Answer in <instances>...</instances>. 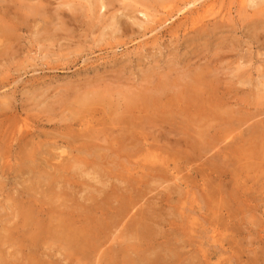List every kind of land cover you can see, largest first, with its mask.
Listing matches in <instances>:
<instances>
[{"label":"rangeland","instance_id":"1","mask_svg":"<svg viewBox=\"0 0 264 264\" xmlns=\"http://www.w3.org/2000/svg\"><path fill=\"white\" fill-rule=\"evenodd\" d=\"M187 1L103 0L99 12V0H0V235L11 232L0 264H108L102 252L76 260L53 241L34 251L18 216L33 197L58 213L60 201L91 196L101 185L86 173L110 174L113 189L134 192L130 216L151 211L156 264L169 261V250L174 264H264V138L257 148L250 136L253 171L237 183L238 168L223 164L235 158L241 131L264 129V5L217 0L216 13L199 23L204 0ZM212 104L225 120L210 128L203 115ZM119 118L133 124L121 127ZM184 137L203 142L201 160L186 159ZM30 153L41 168L35 175ZM213 156L223 161L218 168ZM66 162L67 172L59 168ZM59 172L63 186L51 185Z\"/></svg>","mask_w":264,"mask_h":264},{"label":"bare ground","instance_id":"2","mask_svg":"<svg viewBox=\"0 0 264 264\" xmlns=\"http://www.w3.org/2000/svg\"><path fill=\"white\" fill-rule=\"evenodd\" d=\"M141 1L147 2V0H141ZM200 1H202V0H188L186 5L191 7L192 5L194 6L196 3L200 2ZM216 1L217 0H204L202 5H200V7H199L200 9L198 11L196 10L197 15H196L195 21L197 20L200 23L206 17H208L210 15H214L216 13V10H217V7H216L217 2ZM40 3L43 4V2H40ZM240 3L242 6H246V7L249 5L248 3H252V4L255 3V5L258 6L261 4L264 5V0H241ZM104 7L106 8L105 2H103V0H99L98 11L100 12L101 9ZM138 8H140V7H138ZM136 11L139 13H142L145 17L149 18V14L147 13L146 10L144 11V9L143 10L142 9H136ZM210 100L211 99L209 98V102H211ZM207 101H208V99H206V98L203 99L204 103ZM84 105H86V104L84 103ZM211 106H212V108H211L210 113H208L206 115L202 114L203 117L207 116V119H206L207 122H205V124H204L205 127L207 125L209 126L210 122L214 121V119L225 120L224 118H220V112L216 109V106L214 104H212ZM195 109H196V107H195ZM118 120L120 121L121 127L123 125H125L123 123L127 122L126 118H124V119L119 118ZM122 121H124V122H122ZM129 122L130 121L127 122L128 125L133 124L132 122H130V123ZM121 124H123V125H121ZM244 124L246 125V122ZM128 125L125 126V128L129 127ZM95 126H98V124H96ZM134 126H135V124H134ZM204 126H199V128L204 127ZM234 126L236 127V125H234ZM138 127H139L138 125L135 126V128H138ZM259 127H260V123H259L258 127L252 123V125H250L246 128L247 130L241 131V133H240L241 136H238V138L240 137V139H239L240 143L239 144L241 146L236 147V148L233 147V151H231L232 155L235 157V158H233L235 161H233V159H231L229 161L230 163H228L227 160L223 162L220 158L217 159L218 157H216V156H213V157L208 159L209 161L211 160L212 163H214L213 166L216 168H218V166L220 164H222V162H223V164H230V165L234 166L235 168H238V171H236V169H235L231 173V178H232L233 184L237 183V181L239 180V175L242 176L244 174H248L251 171H253L252 170L253 163H250L248 161L250 158H253V156L251 155V153H249V155L245 156V152L248 153V152H250V150H251V152L253 151V149H251V147L253 146V143H254V142L253 143L251 142V141H253V139H255L256 146H258L257 148H261V147H259L261 144H260V142L258 144L257 140L262 141L261 139L264 138V129L263 128L260 129ZM131 130H132V128H131ZM181 130H183V129L181 128ZM99 131L103 132L102 129H100ZM245 131H246V133H245ZM112 133H114V132H112ZM133 133H135V132H133ZM104 134H102V137ZM181 134H185V133L182 131ZM200 135L202 136V139L204 141H206L204 138V134L202 135V133H201ZM230 135L231 134L228 133V135L226 137H223V138L218 139V140L221 142L226 141L230 138L229 137ZM129 136H133V135L131 134ZM185 136H186V134H185ZM250 136H253V139H250ZM102 137H97V136H95V134L89 136V138L92 140L93 139H95V140L102 139L103 141L106 140L104 138L105 136L103 138ZM123 137H122L123 138L122 140L124 141L126 136L124 135ZM134 137L136 138L135 134H134ZM134 137H132V138L134 139ZM241 137H244V138L242 139ZM213 138H215V136ZM232 139H234V138H232ZM181 141H179V144L182 143L185 146V149H187V150L189 149V151L192 153V154H188V155L186 154L185 155V157L188 161L194 160L193 158H195V159L200 158V160L202 159L201 156L197 155V150H199L198 145L202 144L203 142L201 143L200 141H196L195 143L193 142V143L189 144L188 141H186L185 137L183 140L181 139ZM117 142L119 143V147H121V145H120V144H122L121 140L119 139V141H117ZM206 143H208V142L206 141ZM203 145L199 146L200 151H202V152H204V149H205V148H203L204 147ZM214 147L216 148V146H214ZM246 147H248V148H246ZM121 149L122 148H120V150ZM228 149L230 150L231 148H227V149L222 148V151H227ZM177 151L180 152V155H181V152L183 153V150H177ZM184 153H186V151ZM189 155H191V156L189 157ZM239 155L241 156L240 158H239ZM31 156H32V154L30 153L28 155V157H29L28 167H29V170H31V172L34 173V175H35L36 169H38L40 167L35 163L36 162L34 160L35 157L30 158ZM102 158H104V156ZM72 159L74 160L75 158H72ZM226 159H227V156H226ZM66 160L68 161L71 159H66ZM68 162H71L73 165L75 162L78 163L76 160H75V162H72V161H68ZM218 163H220V164H218ZM226 166H229V165H226ZM64 167H65V172H67V168H68L67 162L64 164L63 167L61 166L59 168H60V170H62V169H64ZM222 167L224 168L225 165ZM29 170H27V171H29ZM221 174L223 175L225 173L222 172ZM43 175L41 174L40 176L42 177ZM86 175L89 176V178L91 180H93L95 183H98L101 185L99 187L94 188L93 190L92 189L89 190L90 191L89 194H91V196H92V194H94V192H96L100 195H103L101 200H98L95 196L91 197L90 195H87V196L80 197L81 199L79 198V200H78L80 202L74 200L72 205H68L66 207L64 204H66V201L68 202L69 200L64 199V200L60 201V205L64 206V208L62 210L60 208L58 213H57V209L51 208L49 206L48 202H45L44 200L42 201V198L40 200L39 199H33L34 198L33 195H30V194H28V196H31L33 198H31L29 204H25L21 201V203H23L26 207L22 208L21 210L18 211V216L21 217V223H22L23 227L29 228V232L31 233L30 236H31L32 243H35V244H32L33 247H35L33 250L38 251L40 245H42L44 247V245L49 244L48 241H53V242H57L58 243L57 247L59 248L61 246L60 250L63 248V252H67V255H72V256L75 255L76 260L80 259L82 257H85L88 254L90 255V253L95 252L98 254V253L102 252L103 254H105L106 257H108V264H116L115 263L116 261L119 262L118 264H135V262L137 264H140V263H142V264H156V262L158 263L159 259L157 256L158 255L157 250H158L159 246H153V244L150 245L151 241L153 239H155V236H156V233L151 231V228H152L151 224L153 222L156 223L154 220H152L150 218L149 213L151 211H147V210L146 211H140L138 213H134L133 216H130V213L134 209L135 205L137 203H139L135 200L136 196L134 195V192H130L128 190V188L117 189V187H115L113 189V186L109 185L111 183L110 178H112V176L110 174L106 175L107 178H109L106 180L100 178L97 175L94 177L90 176L91 175L90 173H86ZM45 176H46L45 179H47V180H50V178H52L50 176H47V174ZM224 176L227 177L228 174H226ZM53 178H54V182H50L51 185L57 186V185L61 184V186H63L64 183H62L63 182L62 174H61V176H59V174L57 175V173H56L55 175H53ZM49 185H47V188H48L47 192H53L54 195L55 194L58 195V198L61 197L62 191L60 189H58L57 191L54 192V187H51V186L49 187ZM49 188H52V190ZM107 188H111V190L106 191V190H108ZM32 191H35V188L27 186V189L25 192L31 193ZM212 194H213V191H212ZM205 196H209V194L207 193ZM23 197H24V195H23ZM82 201H84V204L81 203ZM87 201H89L90 203H86ZM114 203H116V204L114 205ZM53 213L58 214V215H55L56 218H54V219L50 218L49 221L46 220L45 218L43 219V216H47L48 214H53ZM47 221H48V223H47ZM31 229L34 233H32ZM7 230L9 231V229H7ZM25 233H26V228H25ZM10 235H11V232H9L8 236L2 237L0 235V243H2L1 242L2 239L6 238V237L8 239L10 237ZM261 237L263 239L264 234ZM111 238H112V240H111ZM113 240H116V242L112 245H108L109 242L113 241ZM118 241H119V243H118ZM153 243H154V245H157L158 240L154 241ZM115 245H117V246H115ZM50 251H52V250L50 249ZM169 251L171 252L172 255L169 254V259H168L169 261L166 264H174L175 261H172V256H174V258H175L176 252L173 253V250H169ZM261 251H262L261 256L264 257V246L261 248ZM131 254L135 258H133L131 256ZM153 255H155V256H153ZM114 257H116V261H114L115 260ZM119 258H121V259L119 260ZM37 261L39 264L40 261L39 260H37ZM259 262H261V261L259 260ZM262 262H264V261H262Z\"/></svg>","mask_w":264,"mask_h":264}]
</instances>
